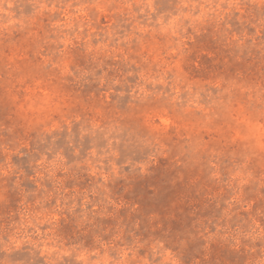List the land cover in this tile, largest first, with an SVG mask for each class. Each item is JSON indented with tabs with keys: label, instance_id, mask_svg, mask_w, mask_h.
Here are the masks:
<instances>
[{
	"label": "rangeland",
	"instance_id": "374dc122",
	"mask_svg": "<svg viewBox=\"0 0 264 264\" xmlns=\"http://www.w3.org/2000/svg\"><path fill=\"white\" fill-rule=\"evenodd\" d=\"M0 264H264V0H0Z\"/></svg>",
	"mask_w": 264,
	"mask_h": 264
}]
</instances>
